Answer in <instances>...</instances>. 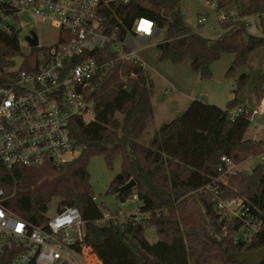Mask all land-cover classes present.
I'll use <instances>...</instances> for the list:
<instances>
[{"label":"trees","instance_id":"obj_1","mask_svg":"<svg viewBox=\"0 0 264 264\" xmlns=\"http://www.w3.org/2000/svg\"><path fill=\"white\" fill-rule=\"evenodd\" d=\"M175 1L172 9L147 0H129L122 5L126 26L135 16L143 15L156 20L162 28L156 45L159 60L189 61L190 68L205 78L210 77V66L221 55H233L226 71L233 74L237 66L246 65L252 51L264 48V35L250 34L241 22L219 23L223 33L218 38L203 37L185 23L179 0ZM220 1L240 15L260 16L264 12V0ZM0 9L9 10L3 5ZM121 34H125L124 28ZM19 36L20 31H0V84L4 69L14 65V58L24 55ZM34 52L24 56L25 63L32 60ZM117 69L102 79L91 96L94 119L72 120L70 134L85 146L77 158L58 167L18 165L6 169L0 162V187L8 209L29 222L42 223L53 198H58L62 206L76 207L85 221V246L95 257L93 264H211L214 260L232 264L226 260L228 253L264 248V164L258 163L249 173L225 175V183L218 179L223 175L219 165L225 168L222 156L239 164L264 151V138L245 137L249 127L246 116L229 121L226 115L227 109L243 105L236 92L247 75L236 78L234 96L224 109L194 99L180 115L161 124L145 143L140 138L153 118L152 77L140 65L127 66L124 78ZM263 93L261 87L255 88L257 100ZM96 155L102 156L110 169L120 158V170L106 194L124 203L135 193L139 211L150 213L149 218L135 224L130 219L119 224L95 223L106 208L93 200L89 182V160ZM131 179L134 186L118 193V188ZM237 197L248 208L245 215L259 221L260 229L249 241L232 238L242 220L222 216L217 207L220 199ZM150 226L155 227L157 235L153 243L144 236ZM208 226L214 235L208 232ZM224 227L227 234L223 233Z\"/></svg>","mask_w":264,"mask_h":264},{"label":"built area","instance_id":"obj_2","mask_svg":"<svg viewBox=\"0 0 264 264\" xmlns=\"http://www.w3.org/2000/svg\"><path fill=\"white\" fill-rule=\"evenodd\" d=\"M128 1L0 0V5L9 8L0 9V31H21V14H28L38 24L54 30L53 41L40 44L38 34L30 29L25 41L31 50L19 57L18 67L14 62L4 69L0 84V162L6 169L18 165L58 167L77 158L85 146L74 140L70 126L75 117L84 122L94 119L91 96L102 79L116 67L122 78L127 66L147 68L142 53L157 45L162 28L156 20L143 15L135 16L126 26L122 5ZM205 1L215 11L218 24H249L248 16L240 15L234 7L223 6L219 0ZM205 21V16L199 17L200 24ZM31 31L37 36L36 46L26 39L33 38ZM32 51H35L32 60L25 63L24 56ZM23 64L29 67L22 68ZM204 96L199 92L196 99L205 101ZM262 111L260 106L238 105L227 109L226 115L229 121L244 115L249 125L258 127L254 116ZM257 157L264 164V152ZM221 162L225 168L219 165L223 175L218 179L225 183V175L236 172V164L225 156ZM130 198L139 201L135 193ZM93 200L102 204L96 196ZM5 201V192L0 187V264H84L89 256L94 261V255L86 250L85 221L76 207L63 205L52 215H46L44 222L32 223L8 209ZM217 207L222 216L242 220L231 234L234 240L249 241L260 229L255 217L245 215L248 208L242 199H220ZM149 214L140 212L138 207L130 214L120 206L105 208L95 223L119 224L126 219L142 223ZM223 230L228 233L226 227Z\"/></svg>","mask_w":264,"mask_h":264},{"label":"rangeland","instance_id":"obj_3","mask_svg":"<svg viewBox=\"0 0 264 264\" xmlns=\"http://www.w3.org/2000/svg\"><path fill=\"white\" fill-rule=\"evenodd\" d=\"M178 5L183 20L192 31L208 39H216L223 33L221 24H218L216 20L215 11L211 9L205 0H179ZM200 16L206 17V21L203 24L199 23ZM19 21L22 25L19 45L23 53H28L31 50L25 41V35L30 29H33L38 34L40 44L53 41L54 30L49 28V26L38 24L28 14H21ZM248 22L247 30L250 34L256 36L264 35V12L260 16L258 14L248 16ZM142 57L148 64L147 69L154 83L153 96L151 98L153 118L140 138L145 143L148 142L159 125L173 119L186 110L188 104L196 99V95L199 92L205 94L204 98L207 103L214 104L221 109H224L228 100L234 96L236 72H233L234 75L226 74L233 59L231 54H223L218 60L213 62L210 66L211 75L205 78H201L190 68L189 61L174 63L170 60H159V51L156 46L143 51ZM15 63V67H18L20 63L19 57L15 58ZM244 66L247 71V77L241 88L236 92V96L247 108L260 106L263 109L262 112L254 116L258 127L249 126L245 135L246 138L259 140L264 138V93L260 100H257L255 88L258 86L264 90V48L252 51ZM167 90H170V92ZM259 125H263V127L261 128ZM257 156L248 157L237 166L238 170L236 168L235 170L237 172H250L259 163ZM119 170V157L114 160L113 167L110 169L102 156H92L88 164L89 182L93 195L106 208L114 209L120 206L126 214H130L140 205L139 201L136 202L127 197L124 203L120 205L115 195L106 194L110 181ZM61 207L59 199L53 198L49 203L47 215H52ZM207 229L211 235H214L210 226ZM144 236L149 241L155 240L157 238L155 227H147L144 231ZM91 258V256L87 257L83 263L86 264V261L93 264ZM211 264L224 263L214 260Z\"/></svg>","mask_w":264,"mask_h":264},{"label":"water","instance_id":"obj_4","mask_svg":"<svg viewBox=\"0 0 264 264\" xmlns=\"http://www.w3.org/2000/svg\"><path fill=\"white\" fill-rule=\"evenodd\" d=\"M153 5L160 6L162 8L172 9L176 5L175 0H147ZM31 35L33 38L29 36L26 37L28 39L29 44L31 46L37 45V36L35 32L31 31ZM237 78L241 75H247V71L244 65L237 66L236 69ZM134 186V180H129L127 183L118 188V193H123L127 190H130ZM226 260L232 264H262L264 262V248L257 249L255 251H236L228 253L226 256Z\"/></svg>","mask_w":264,"mask_h":264},{"label":"crops","instance_id":"obj_5","mask_svg":"<svg viewBox=\"0 0 264 264\" xmlns=\"http://www.w3.org/2000/svg\"><path fill=\"white\" fill-rule=\"evenodd\" d=\"M232 56H233V55H232ZM232 60H233V59H232ZM204 99H205V98H204ZM159 126H160V125H159ZM249 126H251V125H249ZM259 127L262 128L263 125H259ZM246 134H247V131H246L245 135H246ZM247 138H249V137H247ZM149 139H150V138H149ZM257 158H258V157H257ZM244 161H245V160H244ZM244 161H242V162H244ZM242 162H240V163H242ZM240 163H239V164H240ZM239 164H236V165H235V168H236L237 170H238L237 166H238ZM241 172H244V171H241ZM247 173H249V172H247ZM156 236H157V235H156ZM147 240H148V239H147ZM156 240H157V238H156L155 240H153V241H149V240H148V241H149L150 243H153V242H155Z\"/></svg>","mask_w":264,"mask_h":264}]
</instances>
